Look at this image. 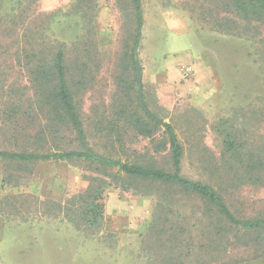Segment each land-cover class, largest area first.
<instances>
[{
	"label": "rangeland",
	"instance_id": "rangeland-1",
	"mask_svg": "<svg viewBox=\"0 0 264 264\" xmlns=\"http://www.w3.org/2000/svg\"><path fill=\"white\" fill-rule=\"evenodd\" d=\"M73 2L0 0V15L7 14L0 23V111L8 100L17 101L23 120L36 129L44 124V112L29 106L35 65L28 63L30 53L34 46L44 48L49 40L44 34L69 47L84 39L78 16L45 18L69 11ZM218 3L142 0L139 58L145 93L151 108L175 124L186 150L182 172L192 178L211 176L210 166L224 162L222 134L213 127L223 118L247 126L250 141L264 144V22L240 36L220 32L212 23L222 16ZM96 5L95 35L104 60L82 97L87 123L103 101H111L121 70L118 58L132 32L124 0H96ZM198 63L206 69L200 77L197 69L188 72ZM9 137L0 120V147H11ZM149 141L140 138L135 147L143 151ZM30 167L20 170L0 161V264H264V228L233 225L176 188L124 176L106 188L102 223L79 229L74 202L95 173L80 161H39ZM232 193L227 200L238 218H264V185H244Z\"/></svg>",
	"mask_w": 264,
	"mask_h": 264
},
{
	"label": "trees",
	"instance_id": "trees-1",
	"mask_svg": "<svg viewBox=\"0 0 264 264\" xmlns=\"http://www.w3.org/2000/svg\"><path fill=\"white\" fill-rule=\"evenodd\" d=\"M124 2L123 15L132 24V32L118 58L121 70L115 77L116 89L110 103L103 101L102 106L94 107L88 123L82 97L97 81L104 60L95 35L96 0H74L69 11L46 14L45 18L53 20L78 16L81 24H76L84 26L85 37L69 47L57 37L51 39L44 34V41L49 38L44 48L34 46L28 62L35 64L30 67L34 97L29 106L38 105L43 110L44 124L33 128L23 120L20 103L5 102L0 120L5 135L9 134L12 141L11 147H0V161L20 170H30V164L39 161L85 163L95 174L88 178L87 189L74 202L81 221L76 223L79 229L85 224L98 227L102 223L106 188L122 176L151 186L176 188L180 194L198 199L206 213L233 225L264 228V218H238L227 200L241 186L264 185V144L250 141L247 126L223 118L213 127L222 134L224 162L210 166L211 176L204 178H192L182 172L186 150L179 132L174 123L164 121L151 108L145 93L139 58L144 25L142 0ZM217 7L222 16L218 20L214 17L213 27L226 34L240 36L248 26L264 22V0H220ZM6 15H0V23ZM47 26L44 20V28ZM91 138L96 141L93 143ZM140 138L150 140L143 151L135 147ZM157 155L162 159L158 161ZM179 202L178 198L172 200L175 205Z\"/></svg>",
	"mask_w": 264,
	"mask_h": 264
},
{
	"label": "crops",
	"instance_id": "crops-1",
	"mask_svg": "<svg viewBox=\"0 0 264 264\" xmlns=\"http://www.w3.org/2000/svg\"><path fill=\"white\" fill-rule=\"evenodd\" d=\"M196 59L198 60V58H196ZM188 67H189L188 72H190V71L193 72V69H195V70L197 69V74H199V77L203 74V71H206V69H204L205 68L204 65H201L200 63H198L196 66L190 65Z\"/></svg>",
	"mask_w": 264,
	"mask_h": 264
},
{
	"label": "water",
	"instance_id": "water-1",
	"mask_svg": "<svg viewBox=\"0 0 264 264\" xmlns=\"http://www.w3.org/2000/svg\"><path fill=\"white\" fill-rule=\"evenodd\" d=\"M157 119H158L159 121L163 122V120H162L160 117H157Z\"/></svg>",
	"mask_w": 264,
	"mask_h": 264
}]
</instances>
